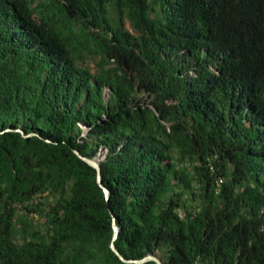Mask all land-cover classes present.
Masks as SVG:
<instances>
[{
  "label": "trees",
  "instance_id": "trees-1",
  "mask_svg": "<svg viewBox=\"0 0 264 264\" xmlns=\"http://www.w3.org/2000/svg\"><path fill=\"white\" fill-rule=\"evenodd\" d=\"M112 243L264 264V0H0V264Z\"/></svg>",
  "mask_w": 264,
  "mask_h": 264
},
{
  "label": "water",
  "instance_id": "water-1",
  "mask_svg": "<svg viewBox=\"0 0 264 264\" xmlns=\"http://www.w3.org/2000/svg\"><path fill=\"white\" fill-rule=\"evenodd\" d=\"M75 152L81 159H83L84 161H86L87 163H89L90 165H92L96 168L98 183L104 188L105 193L109 199L110 198V190L103 184L100 162L97 161L95 158H91V157H88V156L81 154L78 150H75ZM114 230H115L114 239H116L118 236L119 230H120L116 223H114ZM111 247L114 250V252L125 262L144 263L148 260H155L158 264H164L158 257H156L153 254H148L147 256H145L142 259H127L120 253V251L117 249V247L115 246L114 243L111 244Z\"/></svg>",
  "mask_w": 264,
  "mask_h": 264
},
{
  "label": "built area",
  "instance_id": "built-area-1",
  "mask_svg": "<svg viewBox=\"0 0 264 264\" xmlns=\"http://www.w3.org/2000/svg\"><path fill=\"white\" fill-rule=\"evenodd\" d=\"M105 155H106V152L104 150L100 149L94 158L100 162L101 160H103L105 158ZM220 181H222V180H220Z\"/></svg>",
  "mask_w": 264,
  "mask_h": 264
},
{
  "label": "rangeland",
  "instance_id": "rangeland-1",
  "mask_svg": "<svg viewBox=\"0 0 264 264\" xmlns=\"http://www.w3.org/2000/svg\"><path fill=\"white\" fill-rule=\"evenodd\" d=\"M37 20V19H36ZM90 66L94 69L95 68V65H94V62L91 60L90 61Z\"/></svg>",
  "mask_w": 264,
  "mask_h": 264
}]
</instances>
